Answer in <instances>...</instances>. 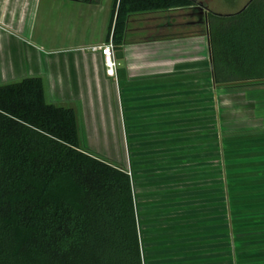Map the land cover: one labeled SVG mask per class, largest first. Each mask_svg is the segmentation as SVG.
I'll list each match as a JSON object with an SVG mask.
<instances>
[{
    "label": "crops",
    "instance_id": "obj_1",
    "mask_svg": "<svg viewBox=\"0 0 264 264\" xmlns=\"http://www.w3.org/2000/svg\"><path fill=\"white\" fill-rule=\"evenodd\" d=\"M113 1L0 0V84L25 77H41L48 101L74 109L82 137L90 141H107V147L97 145L98 150L117 159L118 164H122L121 118L126 124V141L133 138L130 122L148 126L190 123V116L196 118V108L202 109L204 114L208 112L211 119L214 90L221 91L222 102L231 100L239 106L248 102L244 101L246 90L251 89L254 92L253 109L264 113V81L214 84L210 36L205 22L208 10L201 5L129 14L122 43L115 46L116 74L107 76L101 56L81 49L104 43L112 36L113 31L108 27ZM197 7L202 8L203 13ZM251 122L253 129L257 125L259 129L264 128V114L258 120L252 118ZM243 127L246 128V124ZM162 133L161 137L167 135L164 130ZM109 139L115 140L113 150L108 148ZM234 151L242 152L246 157L223 159L225 166L230 163L236 167L226 166V171L222 168L221 171L257 173L251 177L252 183L236 188L258 189L245 195L252 201L234 207L248 206L252 210L243 211V214L238 211L236 215H262L250 219L254 228L234 235L242 237L235 243L237 253L242 255L238 261L246 263L264 258V236L261 235L264 227L259 225L260 221L264 226V163L237 164L264 160V145ZM227 154L228 150L222 151V156ZM171 166L176 168L174 164ZM240 180L237 178L238 183ZM163 192L159 190L160 194ZM228 200L224 197L226 215H229ZM191 213H179L178 219L187 227H173L175 224L168 222V215L160 218L158 227L145 232L149 239L152 238L150 241L147 238L150 248L163 247L164 252L169 248L176 249L178 263L197 264L212 260L211 224L208 228L196 227V212ZM190 219L194 223L191 224ZM146 227L143 224L141 228ZM227 230L220 236L228 252ZM155 238H160L161 242L154 243ZM249 251L256 252L255 256L246 257ZM207 253L210 257L206 258Z\"/></svg>",
    "mask_w": 264,
    "mask_h": 264
},
{
    "label": "trees",
    "instance_id": "obj_2",
    "mask_svg": "<svg viewBox=\"0 0 264 264\" xmlns=\"http://www.w3.org/2000/svg\"><path fill=\"white\" fill-rule=\"evenodd\" d=\"M196 5L117 0L114 46L129 14ZM205 22L214 84L264 81V0ZM133 182L82 146L76 112L49 102L41 77L0 84V264H145Z\"/></svg>",
    "mask_w": 264,
    "mask_h": 264
},
{
    "label": "rangeland",
    "instance_id": "obj_3",
    "mask_svg": "<svg viewBox=\"0 0 264 264\" xmlns=\"http://www.w3.org/2000/svg\"><path fill=\"white\" fill-rule=\"evenodd\" d=\"M249 1L195 0L199 6L201 5L209 12L219 15H235ZM246 92L247 97L244 101L248 102L236 106V103L231 102V100L228 103V100L222 102L221 91L214 90V107L210 115L211 119L208 112L204 114L202 109L196 108V118L192 119L190 116V123L182 121L175 124L148 126L130 122L128 124L132 126V129L129 131L133 133V138L128 141L124 137L126 124L121 118L122 164L116 163L117 159L99 152V147H107V141L86 140L82 137L83 133H80L82 146L85 148L88 146L87 150L90 153L112 164L121 165L129 173H132L140 225L141 227L143 224L147 225L146 228H141L145 264H186L177 262L179 255L176 254L178 252L174 248H169L166 252L163 251V247L151 246L150 248L147 242L150 237L148 238L145 232L148 229L152 230L158 227L161 223L160 218L164 215H168L170 224H175L173 227H187L178 217L180 212L191 213V211L196 212V227L205 226L208 228L211 224L213 229L212 260L198 261L197 264H249L250 261V264L264 263V258L247 260L249 262L246 263H244L245 261H238L242 255L237 253L238 247L235 243L240 241L242 237L234 236L236 233L250 230V227L254 228L250 219L262 217V215H236L238 211L242 213L249 211V209L252 210L248 206L240 209L234 208L237 205L243 206V204L252 201V198H247L245 195H250L258 189L242 188L239 190L236 187H243L252 183L251 177L257 173L252 171L233 172L231 170L226 173L227 168L232 169L236 165L229 163L226 164V168L223 163L225 158L234 160L246 157L242 152L237 154L234 150L264 145V128L259 129L260 126L258 125V129L251 128V119L258 120L264 113L259 112L257 108L253 109L251 103L254 99V92L251 89L246 90ZM54 104L67 106L56 102ZM245 124L246 128L243 127ZM150 127L151 129H149ZM163 130L167 134L165 137H161ZM114 141V139L108 141L111 143L108 146L111 150L115 148ZM223 150H228L229 154L222 156ZM263 161H243L237 166L264 163ZM172 164L176 165V168H173ZM168 167L171 168L168 169ZM221 168L225 171H221ZM237 178H241L239 183ZM227 179L229 180L228 184H226ZM159 190L164 192L160 194ZM226 196L229 199V215H226L224 210V197ZM179 197H183V199L179 200ZM247 200L250 201L247 202ZM193 214L191 213V215ZM188 221H191V224L194 223L192 219ZM261 224L263 223L259 221L260 228H263L264 226ZM226 229L229 233L228 252L225 250L226 245L221 241L220 236L221 232H226ZM155 232L157 234V231ZM261 235L264 236V231ZM159 239L155 238L154 243H160L161 240ZM255 254L256 252L249 251L245 255L252 257ZM208 255L209 253H207L206 258L210 257Z\"/></svg>",
    "mask_w": 264,
    "mask_h": 264
},
{
    "label": "built area",
    "instance_id": "obj_4",
    "mask_svg": "<svg viewBox=\"0 0 264 264\" xmlns=\"http://www.w3.org/2000/svg\"><path fill=\"white\" fill-rule=\"evenodd\" d=\"M91 53H98L102 58L105 73L109 77H114L116 74L117 62L115 59V46L112 41V36L104 43L93 44L81 49Z\"/></svg>",
    "mask_w": 264,
    "mask_h": 264
},
{
    "label": "flooded vegetation",
    "instance_id": "obj_5",
    "mask_svg": "<svg viewBox=\"0 0 264 264\" xmlns=\"http://www.w3.org/2000/svg\"><path fill=\"white\" fill-rule=\"evenodd\" d=\"M79 1V0H78ZM80 1H84V0H80ZM117 2V0L113 1L112 7L114 6V4ZM198 12V11H197Z\"/></svg>",
    "mask_w": 264,
    "mask_h": 264
},
{
    "label": "water",
    "instance_id": "obj_6",
    "mask_svg": "<svg viewBox=\"0 0 264 264\" xmlns=\"http://www.w3.org/2000/svg\"><path fill=\"white\" fill-rule=\"evenodd\" d=\"M197 9L203 13V9L202 8L197 7Z\"/></svg>",
    "mask_w": 264,
    "mask_h": 264
}]
</instances>
